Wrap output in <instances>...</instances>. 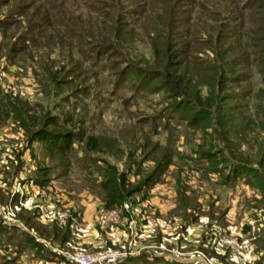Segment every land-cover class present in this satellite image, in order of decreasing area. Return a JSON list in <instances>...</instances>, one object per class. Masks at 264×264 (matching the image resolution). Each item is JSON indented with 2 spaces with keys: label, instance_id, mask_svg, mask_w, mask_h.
Returning <instances> with one entry per match:
<instances>
[{
  "label": "rangeland",
  "instance_id": "obj_1",
  "mask_svg": "<svg viewBox=\"0 0 264 264\" xmlns=\"http://www.w3.org/2000/svg\"><path fill=\"white\" fill-rule=\"evenodd\" d=\"M215 1L175 0L171 10L178 6L184 12L172 16V21L182 18L173 25L174 38L186 26L191 44L203 39L214 43L210 37L215 31L206 30L221 13ZM149 2L0 0V264H64L68 260L58 250L126 248L129 238L134 246H149L183 262L206 264L207 259H214L218 264H264V131L259 128L264 116L263 122L251 127L260 116L253 118L255 110L264 111V70L258 71L264 61L258 63L259 57L248 54L252 50L245 40L251 22L240 17L246 16L245 10L237 9L235 14L227 12L217 29L225 33L222 46L229 50L225 56L238 62L234 79L224 88L232 96L227 101L231 113L246 110L250 119L236 114L222 126L228 132L220 136L211 133L210 126L205 129L204 125L202 130L186 126L179 116L185 114L188 119L194 105L186 102L177 107L181 100L177 102L168 93L160 77L139 88L140 75L131 69L126 71L125 81L115 83L118 70L126 68L117 52L129 49L136 56L128 65L142 67L140 58H150L151 37L157 40L155 36L163 34L156 30L163 25L154 7L150 17H143L150 10ZM163 9L156 10L163 13ZM116 22L125 45L95 51L96 41L111 33L107 25ZM207 43L198 48H207ZM211 55L206 50L200 53V57ZM9 101L18 111L11 112ZM159 115L158 120H150ZM40 127L59 134L69 131L72 136L66 149L51 147L42 137L49 136L46 131L28 136ZM88 134L96 136L97 150L84 149ZM146 137L149 143L145 145ZM203 141L213 146L198 147ZM153 145L152 153L144 156ZM209 148L214 152L220 148L213 155L220 170L224 163L242 167L238 178L223 182L218 172H209L211 157L200 151ZM163 154L167 164L161 167L158 179L129 197L143 211L145 206L139 200L149 190L153 207L163 208L165 217L141 224L131 237L123 231L114 235V226L102 217L105 210L117 206H103L102 176L126 172L134 184V172L146 174L152 170L153 157ZM38 178L44 184L37 185V192L30 183ZM31 194L28 202L25 197ZM66 207L73 217L78 215L67 224L70 233L61 242L49 231L58 219L46 218L44 213L62 212ZM7 209L12 211L9 220L3 219ZM25 232L33 234L43 247L25 244ZM133 258H127L130 264H164Z\"/></svg>",
  "mask_w": 264,
  "mask_h": 264
},
{
  "label": "trees",
  "instance_id": "obj_2",
  "mask_svg": "<svg viewBox=\"0 0 264 264\" xmlns=\"http://www.w3.org/2000/svg\"><path fill=\"white\" fill-rule=\"evenodd\" d=\"M152 2H149L150 10L147 13L143 14V17H149L151 16L149 13L151 10H153L151 7H154L153 12L156 13L155 15L158 16L159 20L158 22H162L163 29L162 28H156L158 31H162L163 34L160 35V37H157V40L154 39V37H151V40L153 44L151 45V54L149 59H143L140 58L143 65L142 67L133 68L129 66L128 64L131 63L133 58H135L136 55L130 54L128 52L129 49L125 48L124 50H119L117 52V57L126 65V68H120L118 70V74L116 75L115 83H121L122 81H125L127 73V70H135L138 75H140L139 82L137 83V87L144 86L149 80L160 77L162 85L166 87L168 93L170 95H173L180 101V104H177V107L184 106L187 103L194 105V112L190 115L188 119L185 118V114H181L179 118L181 120H184V124L186 126H199L200 130L205 125L206 127H211V133L218 134L222 136L223 134H226L228 132L227 128H222V126L225 123H230L238 114L242 118H246L245 111L242 110V112H235L231 113L230 110V104H228V100L231 99V95L229 92L224 91V88L227 87L226 83L232 79H234V75L236 74V69L234 65H236L238 62H235L233 58L226 57L225 53L228 46H222V41L224 36V32L219 33L217 31L218 26L220 27L223 23L222 19L227 16L226 13L232 11L234 14L237 13V9H243L246 12V16H240V17H246L251 22V27L248 29L246 33V40L245 45L251 48V54H254L255 56L259 57L257 60L258 63H262L264 61V0H246L243 3L240 2V4L236 0H216L214 2V6L220 5V11L219 17L213 18L214 24L209 25L208 29L206 30V33H210L209 28L211 29V33H213L214 43L211 44V40H195L192 42V44L189 42V34L188 28L185 26V28L182 31H177V40L174 38L175 34L171 32L173 29V25L178 22L179 20H182V18L173 19L175 16L182 15L184 10H182L181 7L176 8L174 12L171 10L173 6V2L175 0H166L163 2L162 0H151ZM162 1V2H161ZM182 0H177L179 2ZM187 1V0H184ZM190 1V0H189ZM192 1V0H191ZM197 1V0H193ZM221 2L223 3L221 5ZM199 3V2H196ZM224 3H228L227 5ZM148 4V2H145V6ZM178 5V4H177ZM163 6L164 11L163 13L159 12L158 7ZM181 6V4H179ZM225 6L229 7L230 10L225 9ZM144 9V8H143ZM156 10V11H155ZM225 10V11H224ZM242 10V11H243ZM143 12V10H141ZM145 12V11H144ZM167 13V16L166 13ZM172 12V14H171ZM160 13V14H159ZM173 16V17H172ZM170 17H172L170 19ZM107 25V24H106ZM105 25V26H106ZM118 24L117 22L114 25H107L106 30H108L109 35L106 36V38L101 41L97 40V47H94L95 51L99 50L98 47L102 52L105 51H111L112 49L122 48V45H125L121 33L117 30L116 27ZM165 28V29H164ZM104 29V28H102ZM101 30V29H100ZM101 32V31H100ZM209 38V39H210ZM188 40V41H187ZM174 41V42H172ZM173 44H172V43ZM208 42L207 48L203 46L202 48L200 45L203 43L205 44ZM210 43V44H209ZM242 43V42H241ZM203 49V50H200ZM210 52L212 55L200 57V53H203L204 51ZM100 51V52H101ZM247 55V54H245ZM243 56V58L245 57ZM247 58V57H245ZM264 67H259L258 71H263ZM233 77V78H232ZM264 80V76H263ZM255 97H258V94L254 95ZM175 102V103H177ZM9 106L11 112L18 111V107L13 102L9 101ZM255 123H252L251 127L257 126L258 123L263 122V116L264 111L258 112V110H255V113L252 115L253 118L258 117ZM250 115V114H249ZM262 115V116H261ZM159 116H152L150 118L151 121L158 120ZM39 119V118H38ZM35 120V121H38ZM248 121H250L249 117L246 118ZM262 119V120H261ZM209 120L211 122L209 123ZM34 121V122H35ZM40 121V120H39ZM38 121V122H39ZM52 123L55 122L54 119L49 120ZM37 122V123H38ZM211 124V125H209ZM219 125V128L216 127ZM262 125V124H261ZM259 126L262 131H264V125ZM242 130H245V126H243ZM40 131H46L49 133V136H42L49 145L52 147H56L58 150L63 151L66 149L67 145L70 143L72 134L68 131L64 134H59L52 132L48 129L42 130V128H37L35 131L28 134V136L32 137L35 135H38ZM202 132V131H201ZM28 133V132H27ZM205 133V132H204ZM41 135V134H40ZM218 141H220L218 139ZM223 141V140H221ZM149 143V138H145L144 144ZM209 146L212 145L210 142L207 143ZM205 142L198 143L197 146H203L207 145ZM156 145L150 146L146 152L145 155H149L152 153V149L155 148ZM213 146V145H212ZM99 148L98 141L95 135L88 134L85 137L84 140V149L87 150H97ZM201 154L207 157H211V164L208 166L211 169L209 172H213L212 169L221 176V181L225 182L228 180H233L236 177L241 174L242 167L238 163H229L227 165L226 163L223 164V168L220 170V166H216L214 162H216V158L213 156L214 153L219 152L220 148H216L215 152L211 148L208 150L202 149L200 150ZM153 161V167L152 170L149 172H146V174H143L142 176H139L138 172H134L133 176L135 183L132 184L131 181H128L129 178H127L126 172H120L119 174H110V175H103L102 180L100 182V187L104 191V207H111L116 204L121 203L125 199H131L129 196L137 191H141L145 188H147L153 180L158 179V175L160 173L161 167L166 165V158L163 154L160 155L158 158H154ZM214 161V162H213ZM214 163V164H213ZM180 167L178 168V170ZM15 170V169H14ZM220 170V172H219ZM157 178V179H156ZM36 185H42L44 184V181L42 179H33L32 180ZM27 219H30V216L28 215L26 217ZM64 224H57L56 222H52L51 229L49 230L52 233L51 237H59L60 241L63 242L67 240L68 234L70 233V229L68 228V221H64ZM23 231V230H22ZM48 233V232H47ZM26 235V242L27 245H33L37 246L38 248H42L43 244L40 240H37L33 234L29 232H25ZM46 234V233H44ZM49 234V233H48ZM47 234V235H48ZM49 236V235H48ZM52 253V252H51ZM125 257L122 260L114 263V264H130L132 261H128ZM164 264H197L194 262H179V261H173V260H167L164 262Z\"/></svg>",
  "mask_w": 264,
  "mask_h": 264
},
{
  "label": "crops",
  "instance_id": "obj_3",
  "mask_svg": "<svg viewBox=\"0 0 264 264\" xmlns=\"http://www.w3.org/2000/svg\"><path fill=\"white\" fill-rule=\"evenodd\" d=\"M30 186L36 187V191L38 192L37 185L33 181H31ZM153 186H155V185H153ZM146 192H147V194H145V196L143 198H141V200H139L141 205L143 207L145 206V210H143V211H141V210L139 211V209H137V207L134 205L135 202L134 201L132 202V200L130 202L129 201H123V203H127V205H128L127 210L120 206L121 203L114 205V206H117V208H119V216H118L119 220H118V222L111 224V226H114V229H113L114 235L120 234L121 233L120 231H123L126 236L131 237L132 234L136 233V230H138V228L140 227L141 224L144 223V224L150 225L151 219H153L154 217H156V216H159L162 218L165 217L164 213H166V212L163 210V208L160 209L159 207L158 208H156L155 206L153 207L154 201L152 200L151 194H150L149 190H147ZM25 199L28 202H30L32 200V194L30 196L27 195L25 197ZM128 203H130V204H128ZM33 207H35V206H33ZM170 208H171V206H170ZM72 213L73 212H69L66 215V217H64L62 222L57 221L56 223L59 222L62 224L66 220V221H68L69 224H72L73 222L71 221V219L72 220L75 219V217L78 215L77 214L76 216L73 217ZM133 214H135V215L133 216ZM70 217H71V219H70ZM171 219L174 222L177 221V218L175 216H173ZM97 225L98 224H96V226ZM99 227H96L95 229H97ZM175 227L177 228V225ZM132 228H134V229L132 230ZM102 230L105 231V229H103V228H102ZM102 230H100V231L103 232ZM156 232H157L156 237L159 238V236H160L159 228H156ZM147 247H149V246H143V247L134 246L131 243V240L129 238L128 243H126V249L129 250V254L126 257H130V258L134 257L133 259L142 258V260L147 258L148 261L153 262V263H155V261L164 263L167 260H173L176 262L177 261L183 262V261L177 260L173 256L168 257L164 253H159L155 250H150ZM58 255H61V257H62V254H60V253H58ZM183 263H187V261L186 262L184 261Z\"/></svg>",
  "mask_w": 264,
  "mask_h": 264
},
{
  "label": "built area",
  "instance_id": "obj_4",
  "mask_svg": "<svg viewBox=\"0 0 264 264\" xmlns=\"http://www.w3.org/2000/svg\"><path fill=\"white\" fill-rule=\"evenodd\" d=\"M15 191H20L16 190ZM21 193V192H20ZM19 202V201H18ZM22 204V202H19ZM32 206H36L35 203L31 204ZM122 208L128 209L127 203L122 204ZM68 207L64 208L62 212H45L44 216L46 218L58 219V221H63L64 217L68 214ZM12 215L11 209H7L5 213H3V219L9 220ZM119 208H111L105 210L103 212V222H108L113 224L118 222L119 220ZM72 221V219H71ZM58 250V249H57ZM60 254H62L68 261V263L64 264H114L123 258H125L129 254V250L126 248H102L96 249L90 252H86L83 250H74L72 252L61 251L58 250ZM45 264H53V262H45ZM206 264H218L214 259H207Z\"/></svg>",
  "mask_w": 264,
  "mask_h": 264
}]
</instances>
